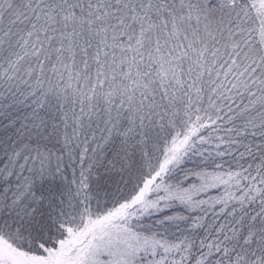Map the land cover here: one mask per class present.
Listing matches in <instances>:
<instances>
[{
  "label": "snow or ice",
  "instance_id": "snow-or-ice-1",
  "mask_svg": "<svg viewBox=\"0 0 264 264\" xmlns=\"http://www.w3.org/2000/svg\"><path fill=\"white\" fill-rule=\"evenodd\" d=\"M0 264H264V0H0Z\"/></svg>",
  "mask_w": 264,
  "mask_h": 264
}]
</instances>
